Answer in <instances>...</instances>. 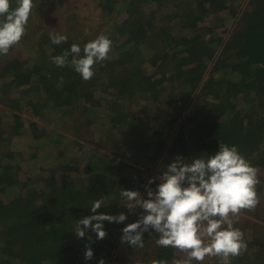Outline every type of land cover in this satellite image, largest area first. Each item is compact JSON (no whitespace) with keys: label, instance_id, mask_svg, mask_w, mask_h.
<instances>
[{"label":"trees","instance_id":"1","mask_svg":"<svg viewBox=\"0 0 264 264\" xmlns=\"http://www.w3.org/2000/svg\"><path fill=\"white\" fill-rule=\"evenodd\" d=\"M95 1L100 27L107 32H66L67 41L55 45L46 31L30 48L33 58L12 51L0 56V104L12 115L6 128L0 111V264H98L101 259L125 264L121 254L113 255L129 224L121 191L136 190L147 199V189L159 183L149 184L156 177H148L135 161H149L162 174L178 155L185 162L206 158L219 144L236 145L259 170L260 203L245 212L264 217V0H249L243 12L247 0ZM11 4L15 7V0ZM233 22L237 25L230 30ZM57 32L59 27L51 31ZM100 34L110 38L111 50L107 60L94 64L90 80L72 66L51 62L73 43L83 56L84 44ZM193 95L201 104L183 115L185 100ZM171 103L176 111L169 110ZM79 109L88 130L92 124L103 131L110 125L97 142L110 146L108 155L94 147L89 160L81 158L79 138L71 141L40 123L42 116L55 113L68 121ZM74 134L85 138L80 130ZM24 135L34 140L28 149L14 144ZM98 199L104 205L97 213H124L126 220L104 221V239H96L90 228L77 237L75 224L93 215L91 204ZM142 213L135 208L134 219ZM234 226L243 231L248 247L229 264H264L263 224L244 217ZM86 245L94 253L90 260L84 258ZM121 245L122 254L140 257L139 247ZM153 248L142 260H178L176 248Z\"/></svg>","mask_w":264,"mask_h":264},{"label":"clouds","instance_id":"2","mask_svg":"<svg viewBox=\"0 0 264 264\" xmlns=\"http://www.w3.org/2000/svg\"><path fill=\"white\" fill-rule=\"evenodd\" d=\"M33 6V0H15V7L11 0H0V56H6L22 39ZM49 35L55 45L68 39L64 33ZM111 43L110 38L100 34L84 44L83 56L80 45L73 43L70 50L53 56L51 62L57 67H74L82 79L88 81L94 76V64L108 59ZM153 179L160 182L155 190L147 189V199L139 191L122 189L124 205L129 210L139 207L143 214L122 229L121 243L142 248L143 233L154 230L159 234L155 241L158 246L187 252V257L176 260L175 264H192L193 260L203 264L206 257H218L221 264H229L230 258L247 251L244 233L234 226L231 217L239 216L242 210H254L260 203L256 190L259 170L236 145L219 144L214 154L194 157L190 162L178 155L159 177L150 178L149 184ZM101 205H104L103 200H95L91 204L93 215L77 221L74 227L77 237H85L90 228L97 234L96 239H104L107 235L104 221L122 223L126 220L124 213H97ZM85 247L84 258L90 260L93 250L90 245ZM98 264H104V260ZM152 264H166V261Z\"/></svg>","mask_w":264,"mask_h":264},{"label":"rangeland","instance_id":"3","mask_svg":"<svg viewBox=\"0 0 264 264\" xmlns=\"http://www.w3.org/2000/svg\"><path fill=\"white\" fill-rule=\"evenodd\" d=\"M249 0L245 1V3H243L241 6V11L243 12V10L246 7V3H248ZM34 6L33 9L31 11V15L29 17L28 23L26 25V31L25 34L23 35L22 39L20 40V42L14 46H12L9 50L13 52L14 55L20 54L22 55V58H26L30 59L34 57V53L31 51V47L32 48H36L37 47V42H39L38 37L42 32H46L48 31L49 33H51V31H54L56 29L61 30V33H66L68 35H74L79 33L80 36L83 32H85L86 36L90 35L92 32H94V34L96 35L95 32L101 31L102 33L107 32L105 31V28L107 29V27L103 28V30L100 27V22L101 19L99 17V13L97 11V1L95 0H54L51 2H48V4L46 3H41L40 1L36 2L35 0H33ZM239 18L241 17V14L238 16ZM233 21V20H232ZM240 21V20H239ZM235 25H237V22L231 25L230 30L233 29L234 27H236ZM84 35V36H85ZM79 36V38H80ZM78 38V40H79ZM47 46V45H46ZM30 49V50H29ZM33 50V49H32ZM19 51H22V53H20ZM209 73H207L208 75ZM196 97V95H193L191 97H188L185 100L186 103V107L184 106V112L183 115H188L190 109L192 110L193 108L198 109L199 105L201 104V100L199 101V99H194ZM172 106V107H171ZM171 106L169 107V110H173L176 111L174 108V103H171ZM0 107H2V109L0 108V111L3 112L2 114L4 115L3 117V122H2V126L3 127H8L11 123V118L12 115L11 113H4V107L2 104H0ZM8 109V108H6ZM151 109H155L154 107ZM10 112V111H8ZM82 109L79 110H75L73 112V115H71V117H73V119H69L68 121L63 118H59V113H55L52 115L47 114L48 117H44L42 116V119L40 121V123H44L45 125H48L49 129L58 133L63 134V136H67L69 137V139L72 141L75 139H80L82 141L83 144V149L80 150V154H81V158L85 157L86 160H89L92 157L91 153H94L92 151H90V149L94 148V147H98L97 149H100L101 147L99 145H97V142H101L100 136L102 135L103 132H105L106 134L109 132L110 130V125L107 124L106 129L107 130H100L99 127H97L96 124H92L90 127V131L85 128V119L82 118L81 116L79 117V115H81ZM151 113H149L148 115H146L147 117H151L152 118ZM157 115V114H156ZM70 115L66 116L67 118ZM77 119V120H76ZM80 124L82 126H79V129L77 127V125ZM78 130H80V134H83L85 136V138H81L78 135L74 134V132H77ZM86 130V131H85ZM113 131V128H112ZM8 134V133H6ZM104 134V133H103ZM60 136V135H59ZM65 138H61V143H63L67 148H68V142H64ZM85 139V140H84ZM33 138L29 135H24V136H18L17 138L14 139V144L17 147L20 148H26L28 149L31 146V142H33ZM73 141V142H74ZM8 142V140H7ZM54 142V141H53ZM84 142V143H83ZM62 149H64L63 146H60ZM110 148V146H108ZM73 148L76 149L77 146L73 145ZM106 149V148H101L104 149L101 150L102 152H105L104 154H107L111 151H108L110 149ZM113 148V146H112ZM111 148V150H112ZM62 149H60V151H62ZM108 151V152H107ZM108 155V154H107ZM84 159V160H85ZM135 166H138L144 170L148 171V177H159L161 175L160 172L156 171V167L155 165H153V163L147 161V163L144 162H138L135 161ZM262 172H264V170H262ZM41 175H44L43 173H41ZM155 183L157 184L159 181V179H155L154 180ZM141 193V192H140ZM255 212V211H254ZM254 212L252 211V213H246L245 210H242L240 214H242L243 218L246 217L248 219H251L254 222H258L263 224L264 226V217H258L257 215H254ZM143 214V213H142ZM251 214V215H250ZM141 216V215H140ZM140 216L136 217V220H138L140 218ZM238 217V216H235ZM243 218H234V221H243ZM134 209L130 210V215L128 216V223L134 221ZM135 220V221H136ZM206 223V222H205ZM243 223V222H241ZM264 229V227H263ZM252 230L251 228H249V231ZM262 236L264 238V231H262ZM145 234H148V237H144ZM151 234L144 232L143 233V238H144V246L142 248H140V257H136L133 258L132 256L130 257L129 255L122 254L121 247V243L114 247L113 249V255H117V254H121L122 256V260L123 263L125 264H150L147 261H145L144 259L142 260V258H149L150 255L149 253L152 252L154 250V246L157 245L155 243V239L159 238V234L155 235L154 238H152ZM251 233L248 234V236L250 237ZM122 236V235H121ZM247 238V237H246ZM121 239V237H120ZM121 242V241H120ZM179 252H177V256L178 259H184L186 258V254L187 252H181L180 250H178ZM148 254L144 255V254ZM112 255V256H113ZM144 256V257H143ZM219 260V261H218ZM145 261V262H144ZM176 260H173V264L175 263ZM261 262V260H259ZM110 264H112V261H108ZM153 262V261H152ZM262 263V262H261ZM192 264H194V261H192ZM203 264H221V261L218 257H206L205 261L203 262Z\"/></svg>","mask_w":264,"mask_h":264}]
</instances>
